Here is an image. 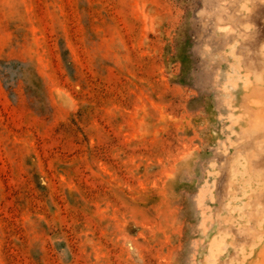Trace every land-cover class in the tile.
<instances>
[{"label":"rangeland","instance_id":"1","mask_svg":"<svg viewBox=\"0 0 264 264\" xmlns=\"http://www.w3.org/2000/svg\"><path fill=\"white\" fill-rule=\"evenodd\" d=\"M0 264H264V0H0Z\"/></svg>","mask_w":264,"mask_h":264}]
</instances>
